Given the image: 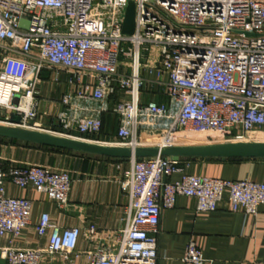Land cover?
<instances>
[{
	"label": "built area",
	"instance_id": "obj_1",
	"mask_svg": "<svg viewBox=\"0 0 264 264\" xmlns=\"http://www.w3.org/2000/svg\"><path fill=\"white\" fill-rule=\"evenodd\" d=\"M130 1L135 29L126 35ZM44 71L68 87L54 116L59 129L37 120ZM143 71L155 74L167 103L141 101ZM105 112L118 118L112 141L99 137ZM0 124L130 148L264 142V0H0ZM126 163L116 165L129 196L124 226L87 252L88 264H156L160 215L178 196L193 199L197 211L215 210L224 193L229 208L245 215L264 205V182L188 174L162 156ZM175 173L180 178L170 180ZM7 182L64 207L72 178L45 165L0 163V238L19 237L31 224V201L8 196ZM98 229L61 228L44 212L35 231H49L46 249L8 248L6 264L77 255L80 236L96 242ZM182 264L210 263L190 241Z\"/></svg>",
	"mask_w": 264,
	"mask_h": 264
},
{
	"label": "crops",
	"instance_id": "obj_2",
	"mask_svg": "<svg viewBox=\"0 0 264 264\" xmlns=\"http://www.w3.org/2000/svg\"><path fill=\"white\" fill-rule=\"evenodd\" d=\"M146 72H142L147 82L141 91V101L167 103L164 86L156 83L154 73ZM41 77L37 96L40 113L37 120L45 127L59 129L54 124V116L62 108L60 98L68 87L55 82L50 72H42ZM117 127V116L112 112L103 113L100 139L115 140ZM10 161L67 169L72 182L64 207H58L31 186L20 188L6 183V194L29 199L32 211L31 224L22 230L21 236L6 235L0 238V264H6L5 250L8 248L46 249L49 231L41 237L35 231V225L44 212L61 228L76 226L83 232L88 225L95 224L99 228L100 239L89 242L81 235L76 248L77 255L44 253L40 264H88L87 252L99 241L103 243L106 235L124 226L129 196L120 184L121 170L116 167L118 159L0 141V163L7 166ZM180 164L188 174L264 182V159H183ZM127 165L124 161L122 168ZM180 176V173H175L169 179L178 180ZM156 237V264H182L185 247L190 241L195 242L210 264H264V205L258 207L255 216L245 215L229 208L227 194L224 193L215 210L197 211L193 199L178 196L172 208L162 210Z\"/></svg>",
	"mask_w": 264,
	"mask_h": 264
},
{
	"label": "water",
	"instance_id": "obj_3",
	"mask_svg": "<svg viewBox=\"0 0 264 264\" xmlns=\"http://www.w3.org/2000/svg\"><path fill=\"white\" fill-rule=\"evenodd\" d=\"M29 17L23 16L20 26L27 28ZM135 29V6L132 1L127 5L122 32L126 35L133 34ZM17 104V97L13 101ZM12 122H18L19 116L11 113ZM29 144L35 147H48L76 154H87L96 157H106L120 160L145 157H169L173 161L183 159L205 160H244L264 159V142H230L207 145L169 146L142 145L134 148L96 144L76 139L58 136L40 130H30L16 126L0 124V141Z\"/></svg>",
	"mask_w": 264,
	"mask_h": 264
},
{
	"label": "trees",
	"instance_id": "obj_4",
	"mask_svg": "<svg viewBox=\"0 0 264 264\" xmlns=\"http://www.w3.org/2000/svg\"><path fill=\"white\" fill-rule=\"evenodd\" d=\"M12 143H17V142H12ZM18 144H20V143H18ZM25 145H29V144H25ZM29 146H31V145H29ZM118 161H119V162H124V161H126V160H120V159H118Z\"/></svg>",
	"mask_w": 264,
	"mask_h": 264
},
{
	"label": "rangeland",
	"instance_id": "obj_5",
	"mask_svg": "<svg viewBox=\"0 0 264 264\" xmlns=\"http://www.w3.org/2000/svg\"><path fill=\"white\" fill-rule=\"evenodd\" d=\"M142 137H145V136L143 135ZM151 138H154V137H151ZM63 170H66V171H68V172L70 173V171H69V170H67V169H63Z\"/></svg>",
	"mask_w": 264,
	"mask_h": 264
}]
</instances>
